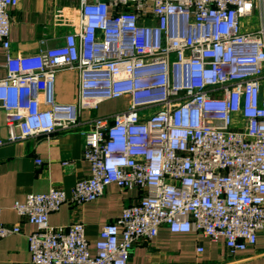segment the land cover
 Listing matches in <instances>:
<instances>
[{
    "label": "built area",
    "instance_id": "built-area-1",
    "mask_svg": "<svg viewBox=\"0 0 264 264\" xmlns=\"http://www.w3.org/2000/svg\"><path fill=\"white\" fill-rule=\"evenodd\" d=\"M18 4L0 0V145L80 128L91 163L70 194L51 187L15 203L36 226L32 262L129 264L134 247L162 226L224 242L233 254L254 247L264 229V0H81L78 29L63 44L13 55ZM257 9L259 27L245 29ZM74 69L79 100L58 102L56 75ZM121 98L125 109L80 115ZM111 184L138 199L103 225L95 254L85 223L50 224L64 203L82 206ZM1 212L0 240L21 232Z\"/></svg>",
    "mask_w": 264,
    "mask_h": 264
},
{
    "label": "crops",
    "instance_id": "crops-1",
    "mask_svg": "<svg viewBox=\"0 0 264 264\" xmlns=\"http://www.w3.org/2000/svg\"><path fill=\"white\" fill-rule=\"evenodd\" d=\"M11 16V53H36L41 46L63 44L66 35L78 29L81 0H19ZM259 21L257 9L253 17L244 19V28L256 29ZM6 63V50L0 45V78L7 75ZM79 93V71H59L55 81L56 100L77 103ZM127 104L124 98L108 100L98 109L83 110L80 115L88 121L125 109ZM84 127L89 129L91 125L87 122ZM8 135L2 114L1 136L6 139ZM83 145L80 128L0 145L1 221L8 226L19 224L22 229L0 240V264H34L28 235L36 226L18 213L15 203L25 201L29 193L47 192L51 187L64 188L70 194L79 179L91 174V163L83 156ZM37 159L43 163L38 164ZM137 199L136 190L123 191L111 184L104 195L82 206L64 203L60 210L51 213L49 222L54 226L85 223L90 251L95 254V241L103 225L120 217L124 207ZM129 264H264V229L259 231L254 247L233 254L224 242L212 241L197 232L174 233L162 226L154 239L134 247Z\"/></svg>",
    "mask_w": 264,
    "mask_h": 264
},
{
    "label": "rangeland",
    "instance_id": "rangeland-1",
    "mask_svg": "<svg viewBox=\"0 0 264 264\" xmlns=\"http://www.w3.org/2000/svg\"><path fill=\"white\" fill-rule=\"evenodd\" d=\"M110 108H111V109H115V108H117V107L111 106Z\"/></svg>",
    "mask_w": 264,
    "mask_h": 264
}]
</instances>
